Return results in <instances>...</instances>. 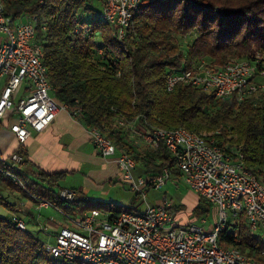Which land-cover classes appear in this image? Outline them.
I'll return each instance as SVG.
<instances>
[{
    "label": "trees",
    "instance_id": "16d2710c",
    "mask_svg": "<svg viewBox=\"0 0 264 264\" xmlns=\"http://www.w3.org/2000/svg\"><path fill=\"white\" fill-rule=\"evenodd\" d=\"M0 1L7 16L34 20L35 42L41 47L55 103L65 106L87 129L103 133L118 151L141 164L144 175H155L163 167L174 175L180 172L164 144L147 146L131 132L129 123L139 131L184 127L213 138L226 152L239 151L245 166L264 182V92L238 99L216 97L201 87L179 84L167 90L165 86L169 73L189 68L200 58L217 66L258 55L261 69L264 0H143L121 40L93 0ZM100 2L104 8V0ZM256 79L264 82V76ZM15 151L23 157L21 148ZM13 162L0 159V190L63 206L53 188L62 173L37 168V178H32L21 166L23 160L18 165ZM195 199L192 222L208 215L213 206L201 196ZM0 204L10 206L1 193ZM73 204L67 211L74 216L98 209L114 217L137 208L81 197ZM218 242L264 264V237L250 230L243 212L227 222ZM0 264L70 262L52 257L43 241L27 229L15 228L9 217H0Z\"/></svg>",
    "mask_w": 264,
    "mask_h": 264
},
{
    "label": "built area",
    "instance_id": "2783aa9c",
    "mask_svg": "<svg viewBox=\"0 0 264 264\" xmlns=\"http://www.w3.org/2000/svg\"><path fill=\"white\" fill-rule=\"evenodd\" d=\"M142 1L104 0L101 17L116 27L118 39L124 38L133 13ZM0 32L3 33L0 79L4 80L0 92V120L7 122L14 116L9 130L17 143L23 144L31 129L45 130L57 109L67 108L57 105L50 94L41 47L35 42L34 20L27 16H7L0 1ZM255 57L230 59L217 66L200 58L189 68L169 73L165 86L167 90L179 84L201 87L216 97L233 95L238 99L258 94L264 92V82L256 79L264 76V65L257 68L258 55ZM21 86L25 92L16 99ZM128 126L147 146L157 148L164 144L174 155L182 180L196 195L213 204L217 221L211 228L194 221H179L166 199L147 205L142 211L122 210L114 217L98 209L74 216L67 209L75 201L76 193L63 187L59 189L62 207L31 196L40 205L58 210L69 224L57 230L52 245L44 243L45 251L70 264H257L238 248L222 247L218 242V233L241 212L250 230L264 237V182L245 166L242 154L239 151L234 155L228 153L216 145L213 138L184 127L139 131L131 123ZM88 130L98 154L116 156L121 180L136 194L144 197L147 187L160 188L169 179L168 167L155 175L134 177V159L118 151L98 129ZM11 159L21 162L23 157L14 151ZM7 174L22 185L19 179ZM9 222L19 230L26 229L23 219L16 214L9 217Z\"/></svg>",
    "mask_w": 264,
    "mask_h": 264
},
{
    "label": "crops",
    "instance_id": "0c3cea01",
    "mask_svg": "<svg viewBox=\"0 0 264 264\" xmlns=\"http://www.w3.org/2000/svg\"><path fill=\"white\" fill-rule=\"evenodd\" d=\"M24 92V86H21L15 98H19ZM10 118L7 122L0 120V159L11 156L15 150L21 148L23 151L21 166L30 177L37 178V168L50 173H62L60 179L67 175L81 173L83 175V185L77 187L78 191L86 188L92 194H96L97 190H101L106 182H114L118 172L115 161L116 156L104 157L98 154L91 142L89 130L80 121L73 118L67 110L58 108L55 118L49 126L41 132L30 130V135L23 144H18L10 132ZM63 187L74 190L76 197H79L73 187L62 186L60 188ZM7 192L11 194L14 200L9 202L6 199L10 205L7 208L11 210V214H16L21 218L24 217V213H30L27 207L25 208L29 203L31 206L35 205L38 208L47 209L49 207L42 206L21 193ZM84 198L97 200L88 196ZM184 220L182 222L189 221V218ZM56 232L53 230V235Z\"/></svg>",
    "mask_w": 264,
    "mask_h": 264
},
{
    "label": "rangeland",
    "instance_id": "374dc122",
    "mask_svg": "<svg viewBox=\"0 0 264 264\" xmlns=\"http://www.w3.org/2000/svg\"><path fill=\"white\" fill-rule=\"evenodd\" d=\"M93 5L97 8V11L102 12V4L100 0H93ZM3 33L0 32V37ZM14 116L10 118L12 122ZM6 124V123H5ZM31 131H33L31 129ZM7 163H11V156L4 158ZM18 165L17 162H13ZM143 168L141 164H137L133 169L134 177L138 175H144ZM83 185V175L81 173H76L75 175H67L61 178L54 184L53 188L58 190L62 186H71L77 191L79 197L88 196L91 199H97L99 201H108L113 204L121 205L123 207L132 208L136 211H142L147 205H155L162 202L163 199L169 201L172 206L175 218L179 221H185L184 219L191 218V214L194 210L196 204V193L188 187V185L182 180L180 175L171 174L169 179L160 188L147 187L145 190V196L142 194L135 195V191L131 190L129 185L121 180L119 172H117L114 182H106L101 190H97L96 194L89 193L86 188L78 191L77 187ZM96 191V190H95ZM2 197L13 202L11 194L7 190H0ZM74 204L70 205L73 207ZM30 213H24L22 218L25 223V228L32 232V234L43 241L47 245H52L54 243L53 230L57 231L61 226L69 225L67 220L62 217L58 210L48 207L38 208L35 205L25 206ZM11 210L6 206L0 204V217L6 218L10 217ZM217 214L215 207L212 206L211 211L208 215L194 221L195 223L204 226L205 228L213 227L214 223L217 221ZM55 225H54V222Z\"/></svg>",
    "mask_w": 264,
    "mask_h": 264
}]
</instances>
